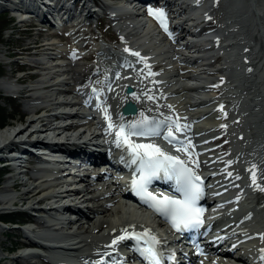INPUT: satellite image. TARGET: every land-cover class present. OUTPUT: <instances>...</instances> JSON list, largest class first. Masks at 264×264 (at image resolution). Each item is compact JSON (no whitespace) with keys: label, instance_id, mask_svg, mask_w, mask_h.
Wrapping results in <instances>:
<instances>
[{"label":"snow or ice","instance_id":"6c2138e0","mask_svg":"<svg viewBox=\"0 0 264 264\" xmlns=\"http://www.w3.org/2000/svg\"><path fill=\"white\" fill-rule=\"evenodd\" d=\"M149 15L157 18L161 26L167 31L166 24L164 23L165 13L162 9L156 11L150 9ZM133 55L138 56L139 53H133ZM148 98L153 99L151 96ZM131 110L135 111L134 108ZM104 113L105 118L109 120V129L113 128L114 125L111 123V117L107 113V108H104ZM120 119L123 121V116ZM173 126L176 127L177 131L181 130L177 122L171 121L168 117H165L164 120H156L155 118L145 116L141 112L137 120L118 125L115 142L117 147L124 146L126 148V151L131 156V163L137 165L136 171L140 175L138 179L132 181V185L141 200L156 212L170 218L173 227L177 228V230H180L181 226L184 228H197L202 223L200 214L203 212V209L196 207V201L202 195V188L195 182L199 181L200 178L192 172L184 160H181L178 156H172L164 152L159 145L136 143L131 139L134 136L158 137L162 135V130L166 128L168 130L167 135H164L163 138L171 142L172 139H175L172 133ZM181 150L187 151V147L177 149V151ZM161 173L164 178L175 181L176 191L182 194L183 199L167 196L157 198L147 191V186L154 178H159ZM252 179L255 183V174H253ZM261 190L264 191V189ZM121 231L128 233L127 228L121 229ZM129 238H134L137 241L144 239L151 246L143 249L142 254L150 264H160L162 253H158L154 247L159 243V240L154 235H150L149 230L145 229L143 233L121 235L117 239H114L112 243L115 245L118 241ZM261 251L264 252V250ZM172 255L174 256V254ZM261 259L264 260V255L261 256Z\"/></svg>","mask_w":264,"mask_h":264},{"label":"bare ground","instance_id":"6f19581e","mask_svg":"<svg viewBox=\"0 0 264 264\" xmlns=\"http://www.w3.org/2000/svg\"><path fill=\"white\" fill-rule=\"evenodd\" d=\"M247 2H248V5H247L248 10L251 8L252 15H253L252 16V23H251L250 26H248L245 22L241 21L242 18H241L240 13L231 12L229 18L231 20H233V22L235 24H238V29H240V33L239 34H242L241 35L242 39L244 38L245 35L246 36L250 35L252 37L253 34H254L252 32H254L256 30H257V32H260V34L262 36H264V22H263L264 19H263L262 15H260L259 13L255 12L257 8H260L261 4L258 3L259 0H247ZM26 4L28 6H35L34 3H33V0H27ZM225 25H226V23H225ZM180 28H182V26H180ZM76 29H78V27L73 28V30H76ZM225 30H227V29L225 28ZM227 31H229V30H227ZM220 32L221 31H217L218 35L221 34ZM128 33L129 32H127V35H128ZM47 45L49 46L50 44L42 43V42L38 43V40L33 38V39H30L29 41L26 42L25 46L19 51V53L20 54H26V53H30V52H33V51L39 53V52H41L43 50H47V48H46ZM245 45H246V43L243 44V46H245ZM246 47H247V45H246ZM262 50L264 52V48H262ZM248 52H250V51H248ZM180 55H182V53ZM245 57H247V55ZM182 58L185 61H189L190 60L187 56H183ZM120 59L122 61H125V62L127 61L126 55H121ZM147 60H150L149 56L147 57ZM131 62L132 61H130V63ZM35 63H36V61H35ZM248 64L246 65L247 68H249ZM172 70L174 72L173 75H172L173 77L179 73V70H177V69H172ZM20 76H22V75H20ZM21 79L24 80L25 77L22 76ZM91 84H93V83H89V85H91ZM3 87H5V86H3ZM22 88H23V92H24V98L28 100L27 102L28 103H34V101L30 100L29 91L31 89L28 86H25V87H22ZM247 88H250V85H247ZM69 89L72 90L71 87H69ZM72 93H73V91H70L68 94H72ZM55 101H58V100H55ZM65 104L68 105L67 103H65ZM244 104L246 105L245 109L247 111L244 114L245 118L247 119L246 120L247 123L245 124V129L241 130V134H242L243 139L240 140L239 137H236L237 138V142H239L241 145L243 144V142H250L251 139L244 140V137H247V135L250 133L249 130L251 128H254V130H256V128H260V130H259L260 133L258 134L259 138H253V141L257 142V145L259 146L257 148L256 152H258L260 157L264 158V135L261 134L260 119H257L256 116L254 115V111L257 110V109H253L251 107L252 104H253V102L251 100L244 101ZM31 107H32V109H31V111L28 112V117L26 119H24V121L22 119V121H21L22 123H20L21 126H19V125L18 126L10 125V126H7V127H4V128L0 129V145L2 143H4L5 140L8 139V137L11 136L12 138H15V137H18L20 135H23L25 132H27L33 126H35V128H38L39 132H48L49 130H54L55 131V130L59 129L56 126L51 128V126L53 125V122H52L53 121V117H52L51 114L50 115H43V114H38L37 115L36 113H40V111L35 113L34 112L35 111L34 106H31ZM39 110H41V108H39ZM20 118H22V117H20ZM130 121L131 120H128L127 122H130ZM76 128H78L77 125H70V126L65 125L63 129L66 130V131H69L70 129L76 130ZM84 130H86L89 133V135H92V137H96V134L93 133L94 131H92V128L88 124V125L84 126L83 130H81L80 133L77 134L76 138L79 137V135L81 133H84L85 132ZM238 131H240V130H238ZM66 138H69V135H66ZM81 143L85 147L86 146L85 144H87L86 143V139L81 141ZM81 147H83V146H81ZM245 150H247V148H245ZM87 152L93 158L98 156L97 153H93V152H89V151H87ZM242 152H244L243 153V158L245 160H247L246 162L249 163V165H252L251 166L252 169L253 170L259 169L258 170V172H259L258 175H260V173L263 174L264 172L262 170L264 169V166H263L262 162L260 161V163L258 164L257 160L255 159L257 157H255L251 153L247 154V153H249V151H246V152L242 151ZM240 155L242 156V154H240ZM245 170H246V167L243 169V172H242L243 175L246 174ZM11 178H12L11 175L6 177V179H5L6 181H4V184L0 186V196L2 197V199L12 200V198H13L12 197L13 195H11V197L10 196L6 197L11 192V190L7 189L9 187V183H8V182H10L9 179H11ZM16 184L19 185V183H16ZM26 185L27 184H24L23 187L26 186ZM68 185H71L72 186L71 188H74L73 185H75V184L69 183ZM91 190H95V188H93ZM91 190L89 191L88 187L84 186V187H81L79 190H77V194H78L79 198L82 199V202L84 203V207L83 208H85V210H84L85 215L87 214L86 211H88L89 214L93 213V215L95 217H98V219L96 221H93L91 218L89 219L90 216L87 214V218H88L87 225H86V227H83L84 233H87V234L81 240L72 239V241L67 243L68 245H66V248L69 249V250L77 252V251H79V249L82 246H84V245H86L88 243L90 245L93 244L97 248L98 251L108 250L104 246V243H109L113 239L114 235H119L120 233H123L122 231H120L121 230L120 228H121V226L124 227L126 223L121 222V221L119 222V219H121L122 216L119 215V218H116V217H115L116 219L113 218V215L115 214V212H114V210H112L111 206H112L113 203H115V201H114L115 199L114 198H112V199L109 198V199H106L107 201H102V199L100 197H94L93 198L92 196H90L91 198H88L89 197L88 194L91 192ZM51 192H53L54 195ZM41 193H45V194L40 196L39 199L45 198L46 196H50V197H46V199H49V198H51V194H52V197H60V196H62V189L61 190L60 189H56V190L53 189V190H51L49 192H44V189H40V190H36V189L30 190L29 189L25 193H21L22 195H20V197L17 198L16 201L17 202H23V203H29L30 200H34ZM104 194L105 195L107 194V188H105ZM108 195H110V197H111L113 194L109 192ZM39 199L38 200L35 199L36 200L35 203H38ZM263 201H264V197H263ZM5 202L6 201H2L0 199V204H3V203L5 204ZM82 211H83V209H82ZM101 214L103 215L102 219H100V217H101L100 215ZM117 216H118V214H117ZM28 218L33 220L38 226H43L42 225L43 222L41 220H39L38 217L36 218V217H34L32 215H29ZM110 221L111 222L112 221L113 222L118 221V222L116 224H111ZM105 228H109V231H108V234H107V237H106L105 241L103 240V237L105 236L103 234H101V238H99V239H92V237H91V236H93L92 233H95V235H98ZM152 234L155 237H158V235L155 234L154 232ZM158 240H159V242H161V239H158ZM16 245L20 246L21 244L17 243ZM23 252H24L23 255L21 254V252L20 253L17 252L12 259L17 261L18 259H21V258H27L28 256L26 254H28V252L27 253H25L26 251H23ZM30 254L33 255V253H30ZM83 258H85V257H83ZM45 263L48 264L49 262L45 261ZM28 264H29V262H28Z\"/></svg>","mask_w":264,"mask_h":264},{"label":"rangeland","instance_id":"374dc122","mask_svg":"<svg viewBox=\"0 0 264 264\" xmlns=\"http://www.w3.org/2000/svg\"><path fill=\"white\" fill-rule=\"evenodd\" d=\"M259 2H261V0H259ZM258 2V3H259ZM213 13H216L218 11V6L213 7V9H211ZM103 27H101L105 32H107V26L109 27V33H114V29L112 27V25L109 23V21L106 19L105 22L102 24ZM85 27L89 28L91 30V34L89 35V37H87L86 39L88 41H91L88 45V48L84 51H82V54H89L91 52V50L94 49V47H97L99 45H108L109 47H113L114 42H108V40H106L107 38H102L101 34H100V30L97 27H94L91 23L89 25H84ZM4 27L7 28L4 31L0 30V59L3 60V63L0 65V72L8 77V81L10 83H14V79L16 77V75L18 74H14V70L17 69L20 66L21 62H26V59H22V58H3V54L5 53H10V54H14L16 53L17 50H21L27 40L33 39L34 34L32 32H28L25 31V33H21V28L20 25H16L13 27V24L11 23V20L9 19L8 14H0V29ZM11 28H13L14 32L12 34L11 33ZM30 33V34H29ZM96 37V38H94ZM107 37V36H105ZM115 40H117V37L114 38ZM254 44H256L258 47V37L254 38ZM83 42V40H80V43ZM67 44V42H64ZM64 47V49H68V46L66 44L61 43ZM77 44H71L72 49H78ZM256 47V49L259 50V48ZM19 48V49H18ZM71 62L73 63L72 65V69H73V73L74 76L77 78H85V73L89 72V69L87 68V64L84 61H81L78 57H75V60H71ZM260 84H258V87H262V83L263 80L260 77ZM31 82H27L25 84H23V86H30ZM16 85V84H15ZM147 86H149L148 84H146ZM3 86H0V115L3 117H7V116H11L13 117V119L11 120H20L24 121V119H26L28 117V112L31 111L32 107H26V102L25 101H21L19 99H8L5 97V94H11L8 93L10 91L6 90V89H2ZM34 95V94H33ZM45 97V95L43 96ZM153 97V99H149L148 102L150 104H157L158 106L161 107V100H159V98L157 97V99L155 98V96H151ZM48 99V97H47ZM163 108V107H162ZM33 112V111H32ZM11 114V115H10ZM24 116V117H23ZM22 117V118H20ZM20 118V119H19ZM9 120V121H8ZM6 119V122H10V119ZM22 123V122H21ZM54 125V124H53ZM18 126V125H17ZM2 181V180H1ZM0 181V186L3 185L2 182ZM118 206V205H116ZM114 207V205H113ZM115 208V207H114ZM124 208L126 209V207H122V206H118L117 209H115V214L113 215V218H119V215H121L122 217L124 216L121 213V210H124ZM1 210V209H0ZM127 216L131 217V218H141L142 214L140 211L134 210V209H129L127 208ZM118 216H117V214ZM115 218V219H116ZM145 220H147L145 218ZM10 226V225H7ZM155 226V224H154ZM153 226V227H154ZM155 228V227H154ZM11 234V236H10ZM15 234H22V230L18 229V228H13V227H7V228H0V247H2V250L0 248V253L1 255L5 256H11L14 257V255L17 252H14L13 254L11 253H7L6 249L7 248H11L14 247L17 243H20V239L16 238ZM23 239V238H22ZM21 239V240H22ZM22 251V250H21ZM20 252V251H19ZM51 259V258H47ZM46 258L44 257H39V256H32L30 258H21L16 260H13L12 258H6L3 261H0V264H43V262H45Z\"/></svg>","mask_w":264,"mask_h":264},{"label":"trees","instance_id":"16d2710c","mask_svg":"<svg viewBox=\"0 0 264 264\" xmlns=\"http://www.w3.org/2000/svg\"><path fill=\"white\" fill-rule=\"evenodd\" d=\"M6 119H7V117H3L0 115V124H2Z\"/></svg>","mask_w":264,"mask_h":264},{"label":"water","instance_id":"95a60500","mask_svg":"<svg viewBox=\"0 0 264 264\" xmlns=\"http://www.w3.org/2000/svg\"><path fill=\"white\" fill-rule=\"evenodd\" d=\"M131 109H132V108H130V109H129V110H127V111H132Z\"/></svg>","mask_w":264,"mask_h":264}]
</instances>
